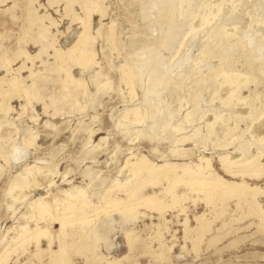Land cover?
I'll use <instances>...</instances> for the list:
<instances>
[{"label":"rangeland","instance_id":"obj_1","mask_svg":"<svg viewBox=\"0 0 264 264\" xmlns=\"http://www.w3.org/2000/svg\"><path fill=\"white\" fill-rule=\"evenodd\" d=\"M0 90V264H264V178L220 159L264 164V0H0ZM61 190L87 218L15 243Z\"/></svg>","mask_w":264,"mask_h":264},{"label":"bare ground","instance_id":"obj_2","mask_svg":"<svg viewBox=\"0 0 264 264\" xmlns=\"http://www.w3.org/2000/svg\"><path fill=\"white\" fill-rule=\"evenodd\" d=\"M90 17H91V13L88 12L85 16V20L83 21L84 30L82 31L76 45L85 43V41L89 38L92 39L91 36L87 35V30L90 27ZM43 45H46V43H43ZM81 56L83 57V59L88 58V55L86 53H83V52H82ZM82 57H81V59H82ZM228 92L232 93L233 89H230V91H228ZM3 94H4V91L0 90V95L3 96ZM9 94H7V95H9ZM132 111H134V110H132ZM135 117H134V119H135ZM261 125H263L262 122H261ZM259 127H260V125H259ZM255 130H258V129H255ZM257 133L258 134L255 133L257 135V138L255 141L260 142V143H264V125L262 127H260V129ZM18 154H19V150L17 148H15L13 150V158L17 159ZM259 156L260 155H257V157L242 163L241 164V166H242L241 170H233L227 163L224 162V159H225L224 157H222L220 159L222 161V166L224 167L226 172H228V173L239 172L240 173L239 176H241L242 178H247L249 180H259V179L264 178V164H261L259 162ZM206 162H207V166H209V161L206 160ZM125 167L127 170L132 172V176H133L132 178H135L137 175H139L141 173L146 174L145 176H147V177H153L155 174L163 172L165 170L166 175H168V177L171 180H173L175 183V181L179 179V176L176 175V173H174V171L176 168L181 169L183 167V164L177 163V164H164L161 166H155L154 164H152L151 162H148V161L140 160L137 163H131L128 160L126 162ZM33 169H35V168L33 167ZM183 173H185V172L183 171ZM198 173H199V175H198L199 178H196L195 177L196 175L193 174L194 176L190 175L189 180L187 182H185V184H188L189 188H191L193 190H196V187H197L200 191L204 190V191H207L209 193L215 194V193H217L218 190L224 189L228 185V183L225 180H223L221 177H219L215 174L211 173L210 176L208 177V179H206L202 175L201 171H198ZM45 177H46V174H42L39 171H37V173L33 174V180L37 181V182L40 180H44ZM235 185L240 186V185H242V183H235ZM59 192H62L61 194H63L62 197H60V198L58 196H57L58 198H55L56 196L54 197L52 195V198L49 196L48 198H44V199L37 198L33 201L34 215H35V217L38 218V220L36 219L37 222H34V224L36 223V226H34V228H31L28 226L27 227H21L20 232H18L19 233L18 237H16V239H15V243L22 242L32 233H37V229L39 228V226L37 225L38 221L45 219V217L49 216L48 218L53 219V221H55L56 223H59V224H62V222H63L62 216L74 215V213H76V212H81V214H82L81 219L85 220L87 218V212L84 209L87 206V202L85 200L86 199L85 196L82 193L75 192V191L67 192L65 190H61ZM33 220H35V219H33ZM86 227H87L86 228L87 230L92 227L90 222H89V224H86ZM93 227H94V225H93ZM87 232H89V230ZM36 242H38V239H36Z\"/></svg>","mask_w":264,"mask_h":264}]
</instances>
